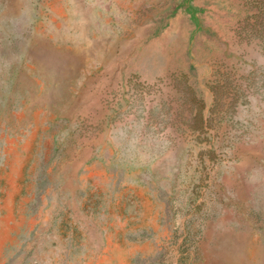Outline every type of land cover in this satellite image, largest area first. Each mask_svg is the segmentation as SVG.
I'll return each mask as SVG.
<instances>
[{"label":"rangeland","instance_id":"1","mask_svg":"<svg viewBox=\"0 0 264 264\" xmlns=\"http://www.w3.org/2000/svg\"><path fill=\"white\" fill-rule=\"evenodd\" d=\"M0 264H264V0H0Z\"/></svg>","mask_w":264,"mask_h":264}]
</instances>
